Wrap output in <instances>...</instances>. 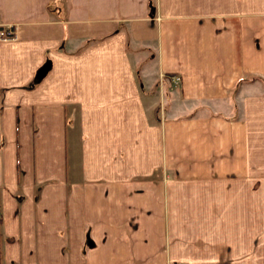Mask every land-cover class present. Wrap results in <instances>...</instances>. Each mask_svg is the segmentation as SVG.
<instances>
[{
	"label": "crops",
	"instance_id": "1",
	"mask_svg": "<svg viewBox=\"0 0 264 264\" xmlns=\"http://www.w3.org/2000/svg\"><path fill=\"white\" fill-rule=\"evenodd\" d=\"M0 217V264H264V0H0Z\"/></svg>",
	"mask_w": 264,
	"mask_h": 264
},
{
	"label": "trees",
	"instance_id": "2",
	"mask_svg": "<svg viewBox=\"0 0 264 264\" xmlns=\"http://www.w3.org/2000/svg\"><path fill=\"white\" fill-rule=\"evenodd\" d=\"M43 71H44V68L41 67L38 72L35 74L34 78H33V81L32 82H36L39 78H41V75L43 74ZM1 217H0V224H1Z\"/></svg>",
	"mask_w": 264,
	"mask_h": 264
},
{
	"label": "built area",
	"instance_id": "3",
	"mask_svg": "<svg viewBox=\"0 0 264 264\" xmlns=\"http://www.w3.org/2000/svg\"><path fill=\"white\" fill-rule=\"evenodd\" d=\"M172 79H173L174 81H178V80H179V76H178V75H172Z\"/></svg>",
	"mask_w": 264,
	"mask_h": 264
}]
</instances>
